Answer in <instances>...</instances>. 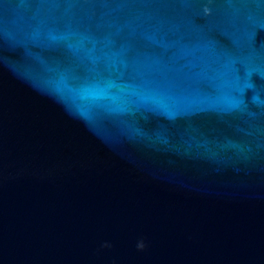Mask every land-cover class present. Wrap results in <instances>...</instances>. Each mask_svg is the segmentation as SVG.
<instances>
[{"label": "water", "instance_id": "water-1", "mask_svg": "<svg viewBox=\"0 0 264 264\" xmlns=\"http://www.w3.org/2000/svg\"><path fill=\"white\" fill-rule=\"evenodd\" d=\"M0 264H264V0H0Z\"/></svg>", "mask_w": 264, "mask_h": 264}]
</instances>
